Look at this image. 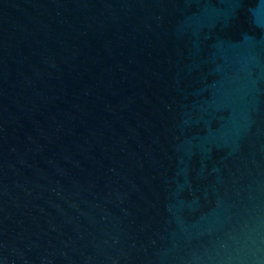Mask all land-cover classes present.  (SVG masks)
I'll return each instance as SVG.
<instances>
[{
    "label": "water",
    "instance_id": "95a60500",
    "mask_svg": "<svg viewBox=\"0 0 264 264\" xmlns=\"http://www.w3.org/2000/svg\"><path fill=\"white\" fill-rule=\"evenodd\" d=\"M0 264H264V0H0Z\"/></svg>",
    "mask_w": 264,
    "mask_h": 264
}]
</instances>
